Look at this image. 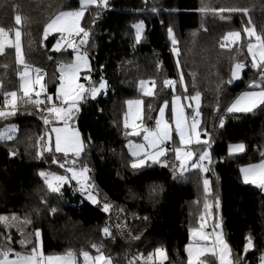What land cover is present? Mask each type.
Listing matches in <instances>:
<instances>
[{"label": "trees", "instance_id": "1", "mask_svg": "<svg viewBox=\"0 0 264 264\" xmlns=\"http://www.w3.org/2000/svg\"><path fill=\"white\" fill-rule=\"evenodd\" d=\"M205 5L211 10L202 11ZM79 6V0H0V28L21 29L26 64L46 73L49 92L59 82L61 52L53 48L56 39L45 37L44 27L57 13ZM17 15L20 25L15 22ZM140 22L144 29L137 43L133 25ZM82 25L90 29L88 43L80 44L82 37L77 36L75 49L87 53L88 82L98 85L103 77L107 84L95 99L89 96L81 103L74 120L85 145L78 161L89 169L88 183L97 202L84 200L73 181L60 194L48 191L39 173L59 169L44 151L46 125L38 114L21 106L15 115L0 118V126L19 123L12 140H0V216L17 218L10 228L0 224V244L11 236L12 249L25 251L18 243L23 232L32 241L27 245L30 250L39 229L47 253L72 250L79 256L81 250L95 252L91 245L96 244L114 264H143L142 258L163 248L167 254L163 264H188L186 246L190 230L199 226L205 213L203 180L208 179L212 189L208 202L214 205L217 197L220 201L210 218L222 223L231 258L259 264L264 253V193L245 184L240 170L264 158V106L251 113L227 109L241 91L253 88L254 81L261 83L248 52V44L255 41L245 29L264 36V0H108L107 8L86 11ZM230 32H239L240 38L226 40ZM236 63L245 67L241 81L233 85L231 69ZM18 69L14 49L0 54V108L5 92L19 86ZM181 75L187 88L184 94H201L199 119L202 136L209 137V171L188 168L181 175L180 164L169 157L164 160L167 166L157 163L133 169L135 158L125 145L129 133L118 122L127 100L143 98L144 123L152 125L160 105L173 95L164 81H174L183 92ZM141 81L154 83L151 96L141 93ZM234 142L243 143L245 150L229 154L228 146ZM194 149L198 156L203 151L201 145ZM38 151L43 155L37 156ZM105 227L111 232L108 237L102 231ZM248 236L254 248L245 253ZM201 260L216 264L215 258Z\"/></svg>", "mask_w": 264, "mask_h": 264}, {"label": "snow or ice", "instance_id": "2", "mask_svg": "<svg viewBox=\"0 0 264 264\" xmlns=\"http://www.w3.org/2000/svg\"><path fill=\"white\" fill-rule=\"evenodd\" d=\"M79 8L73 11H61L54 18H52L44 27L45 36L51 32L60 33H75L77 36H81L80 44L86 45L88 43V38L90 36V29H86L81 26V20L85 16V12L92 7L96 8H107L108 0H79ZM209 7L205 5L202 11H209ZM244 11L246 9H230L229 11ZM219 11H224L220 9ZM99 15V13H97ZM15 22L17 25L21 24V16L17 15L15 17ZM95 23V20H93ZM135 29V41L140 42L142 38V33L144 29L143 22L133 25ZM248 37L253 38L255 43L248 44V52L252 56V67L257 69L260 73L261 83H252L251 87L258 88V91L245 92L239 96L232 105L227 109L229 113H251L255 109L264 106V36L256 34L253 29H245ZM168 35L172 40V44L175 46L177 40L173 36L172 29H168ZM240 38L239 32H230L225 37L226 40H231L235 42ZM21 31L17 29L15 31V40L12 41L5 30L0 28V53L5 51L6 44L9 47H14L16 50L17 63L24 64L23 58L21 56ZM60 42L54 46L56 51H60ZM223 47V45H222ZM77 52L75 60L66 65H61L58 69L59 71V84L56 87L55 97L53 95L45 94L44 98L41 99L42 93H46L45 86L41 83L43 80V75L40 69H35V78L31 75V70L27 64H24L23 72L18 73L20 79L19 92L22 93L18 96L17 91L5 92L4 94V106L0 108V118H7L9 116L15 115L17 111V106L19 102L33 105L37 110L45 112L47 115L43 116V122L45 125L50 124L53 120L56 122H62L63 127H53L51 129L52 133L55 134V151L58 153H64L67 157L71 153L74 157L79 158L81 154L85 151L84 141L80 137V133L69 127V121L72 120L74 114L79 111L80 101L86 99L87 96H91L95 99L96 95L105 89L107 84L106 81L101 77L98 85L89 81L88 87L85 88L84 84L78 83L79 72L82 68H90L88 62L87 53L84 52L80 54L78 49H74ZM173 51L176 52L177 49L174 47ZM179 66V65H178ZM245 66L241 63H236L231 69V75L236 78ZM87 79V77H86ZM183 75H181L180 83L183 85ZM147 84L146 81H141L140 86L144 89V94L151 96L152 87L145 88ZM37 86L40 90L37 91ZM165 87H175V82L172 80L164 81ZM187 88L185 87V92ZM181 99L179 96L173 97L172 102V119L175 124V133L179 137L180 145L185 148L184 151L181 147L175 148V158L180 164V173L187 170L189 162L191 161L190 167L193 169H199L200 172H207L209 168L203 164L204 161L211 163V155L208 151L210 147L209 140L201 141V132L199 130L201 120L199 119L200 107H201V94L196 92L192 96H184L185 100H188V108L192 109L191 120L186 116L184 111V106L177 104ZM55 101H59V104ZM47 105L46 107H42ZM167 101H165V106ZM151 106H149L150 108ZM160 115L156 119V126L154 129L143 128V138L146 143L143 144H132L129 142L128 148L131 155L135 158L131 164L133 169H139L144 167L149 161L153 164L163 163L167 166L166 161H161V157L167 154V149L164 147L165 143L172 140V127L164 119L165 107L162 106L159 109ZM141 116V101H128V113H126L124 127L125 129L132 128L133 131L130 134L140 135L141 133L136 131L137 124L136 121L140 119ZM223 119L220 120V126H223ZM15 126H9L7 129L0 131V140H12L13 133H15ZM205 135H208L205 132ZM51 137H49V141ZM39 143V142H38ZM193 143L201 145L203 151L198 156V160L193 161V156L195 153L188 150V146ZM245 146L243 144H237L229 147V153L243 152ZM44 151H51L50 147L44 148ZM13 155L15 153H12ZM43 153L41 151L37 152V156H41ZM53 163H57L53 159ZM68 161L66 160L64 164H60L61 168L65 167ZM76 159L71 161V166L66 168V172L71 173L68 175H57L56 173L50 172H40L39 175L42 177L44 184L50 193L60 194L61 188L65 184H69L71 181H76L79 185L82 194L87 193L88 199L92 203H96V197L92 194V185L88 183L89 169L87 165H83L80 168H76ZM241 173L243 175V180L245 184H253L261 189H264V160H262L257 165H250L246 168H241ZM203 190L205 194L204 209L205 213L201 216V220H204V215L211 216L212 209L215 207L219 209L220 201L217 197L215 199V204L208 202V198L212 195V189L210 187V181L208 179L203 180ZM110 205L107 203L104 205V211L109 210ZM54 211V210H53ZM147 219V218H145ZM17 220L15 216L11 219L6 216H0V224L5 225V227L13 226L14 222ZM24 223H31L30 220H25ZM204 227L203 222L201 223V230H190V235L197 237L198 240L208 241L209 235L202 231ZM215 228H220V224L217 223ZM20 231V229H17ZM103 234L105 237L111 235L108 227L103 228ZM24 237L19 240L18 243L22 248L26 250L23 252H15L11 245V236L6 238L5 244H0V264H79L77 259V254L72 250H68L63 254L58 255H45L42 251L40 245V230H35L36 243L27 250V245L31 244L32 241L27 238V236L21 232ZM91 247L97 253L95 256L91 255L89 251L81 250L79 256L83 259V264H113L111 257L106 256L101 246L96 244L91 245ZM254 248V242L251 236L246 237V243L244 245V252L247 253L250 249ZM186 252L188 256V264H203L201 257L206 253H211L213 256H217L219 259V264H245L242 258H237L233 260L231 258V249L227 242L224 240L223 236L219 233L215 235V239L212 241V247H186ZM143 264H163L167 259L166 250L163 248H156L153 253H150L147 258H142ZM129 264H134V261H129ZM259 264H264V253H261L259 257Z\"/></svg>", "mask_w": 264, "mask_h": 264}, {"label": "rangeland", "instance_id": "3", "mask_svg": "<svg viewBox=\"0 0 264 264\" xmlns=\"http://www.w3.org/2000/svg\"><path fill=\"white\" fill-rule=\"evenodd\" d=\"M77 10V9H76ZM64 11H73V10H64ZM58 14V13H57ZM56 14V15H57ZM86 14V12H85ZM56 15H54L52 18H54ZM82 21H83V18L81 20V26L83 27L82 25ZM19 29L21 31V29L19 27L17 28H14L12 31H7L5 30V32L7 33L8 37L14 41L15 40V31ZM45 35V33H44ZM47 39H56L55 40V43L53 45V48L55 49L54 46L57 45V42L59 41L60 42V51H58L60 53V56L58 58V69L61 65H66V64H70L72 63L75 58H76V55H77V52L74 50L75 49V43H76V37L77 35L75 33H72V34H69L67 32L65 33H60V32H51L50 34H48L47 36H45ZM20 44H21V56L23 58V61H24V64H26V61H25V57H24V52H23V41H22V32H21V40H20ZM10 48L7 44L5 46V50ZM12 49H14L15 51V57H16V50L14 47H11ZM78 49V48H77ZM69 51H72L71 53ZM80 54H83L84 52L80 51ZM1 54V53H0ZM89 62V60H88ZM16 63H17V59H16ZM18 66H20V70L18 69V73L20 72H23L24 70V64H20V63H17ZM31 70V75L33 78H35V67H32L30 66L29 64H27ZM89 65H90V62H89ZM90 70V68H82L81 71L79 72V80H78V83H81V84H84L85 85V88L88 87V80H89V74L87 73L88 71ZM41 74L43 75V80L41 81V83L45 86V89H46V93H42L41 95V99L44 98L45 94L47 95H53L55 97V91L53 92H49V90L47 89V76H46V73L42 72L41 71ZM19 77V75H18ZM87 77V79H86ZM59 80V79H58ZM147 82V81H146ZM59 82L56 83V87L58 86ZM19 85H20V79H19ZM176 85V83H175ZM0 86H1V81H0ZM147 87H152V84H150L149 82H147V84L145 85V88ZM154 88L155 87H152V93L154 92ZM181 88L183 89V92L180 91V89H177V87L175 86L173 88V95L171 96V98L169 100H166L167 101V105L165 106V101L160 105V107L164 106L165 107V113H164V119L171 125L172 127V140L168 141L165 143L164 147L167 149V154L163 157H161V161H164L166 159V157H169L170 160H176L175 158V148L176 147H181V150L184 151V147L180 145V142H179V137L176 135L175 133V124H174V121L172 119V102H173V97L174 96H179L181 97V99L177 102L178 106L179 105H183L184 106V111H185V114L186 116L189 118V121L191 120V116L193 114V112L191 111V115L189 114V110L191 108H188V103L189 101L188 100H185L184 99V96H186L187 94H184L185 92V89H184V85L181 84ZM37 91L40 90L39 86H37ZM105 89H102L97 95H99L101 92H103ZM259 89L258 88H248V89H245L243 91H241L237 96L236 98L230 103V106L232 105V103L239 97L241 96L243 93L245 92H250V91H258ZM12 91H17L18 93V96H21L22 93L19 92V86L18 87H15L13 88L10 92ZM140 91L142 94H144V89L141 88L140 86ZM145 95V94H144ZM90 96V95H89ZM87 96L86 99L89 97ZM187 96H191V95H187ZM84 99V100H86ZM80 101L79 103V109H80V105L81 103L84 101ZM141 101V116H140V119L136 121V124H137V129L136 131L140 132L141 134L140 135H133V134H130L132 133L133 129L132 128H128V129H125L124 127V121H125V116H126V113H128V101ZM56 103L59 104V101H55ZM24 107V109H26L25 112L27 113H35V114H38L41 118L45 115H47L45 112H42V111H39L37 110L33 105L31 104H26V103H23V102H19L18 103V106H17V111H18V108L19 107ZM47 105H43L42 107H46ZM229 106V107H230ZM160 107L158 108L157 112H156V117H155V121L156 122V119L159 117L160 115V112H159V109ZM16 111V112H17ZM35 111V112H34ZM79 111H77L72 120L69 121V127L75 131H78L80 133V137L82 139V135H81V132L79 130V128L76 126L75 124V118L76 116L78 115ZM43 120V119H42ZM119 122V125L121 126L122 129H125L123 130L124 132L126 133H129L128 135V138L126 139V142H125V145L127 146L128 148V145H129V142H131L132 144H143V143H146V141H144V138H143V132H142V129L147 127V128H150L152 129V125L150 124L149 126L145 125L144 123V100L143 98L141 97H138V98H133V99H129L127 100L126 102V108H125V113L123 114L122 118L118 121ZM9 126H15L16 128V131L15 133L18 132V128H19V123H15V124H12V122L10 123H6V124H3L0 126V131H3L5 129H7ZM53 127H63V124L62 122H56V121H52L50 124L46 125L45 126V137H44V147H50L51 148V151H45L46 152V155L50 156L51 157V162H53V159H55L57 161V163H55V167L57 169H59V171H55V170H52L51 168H45L43 170V172H50V173H56L57 175H68L70 176L71 173H68L66 172V168L71 166V161L73 159H76L77 160V163L75 165L76 168H80L82 167L80 164H79V161H78V158L74 157L71 153L68 154V156L66 157L64 155V153H58L55 151V134L52 133L51 129ZM200 132H201V124H200V128H199ZM13 133V136L14 134ZM49 137H51V140L49 141ZM201 141H204V140H209V137L205 138L202 136V132H201ZM83 140V139H82ZM237 144H243V143H239V142H234V143H231L229 146H228V153H229V147L230 146H233V145H237ZM244 145V144H243ZM195 146H198V144H195L193 143L192 145L188 146V147H193L191 148L190 150L193 151L195 153V155L193 156V161H196V151L194 149ZM245 146V145H244ZM245 150V148H244ZM128 152L130 153L129 151V148H128ZM238 153H241V152H235V153H231V154H238ZM230 154V153H229ZM131 155V153H130ZM132 156V155H131ZM133 157V156H132ZM68 161L67 164H65V167L64 168H61L59 165L60 164H64L65 161ZM262 160H264V158H262L261 160L259 161H256V162H251V163H247L245 165H243L241 168H246L250 165H257L259 164ZM177 161V160H176ZM179 163V161H177ZM207 164L203 163L205 166L208 167L209 163L208 161H206ZM212 162V161H211ZM147 164H153L151 163L150 161L147 163ZM190 164H191V161L189 162V165L187 167L188 168H191L190 167ZM209 168V167H208ZM206 173V172H203V174ZM242 174V173H241ZM242 178H243V175H242ZM72 182V181H71ZM70 182V184H71ZM74 183H76V181H73ZM77 185V183H76ZM78 186V189L80 190L79 188V185ZM91 192L92 194L95 196L94 192L92 191L91 189ZM82 194V193H81ZM83 197H84V200H87V201H91L88 199V196H87V193L85 192L84 194H82ZM96 197V196H95ZM92 202V201H91ZM203 215V214H202ZM201 217V215H200ZM204 218H206V215H204ZM219 223L220 224V228H215V225ZM193 229H196V230H201V224L199 223V226L193 228ZM192 229V230H193ZM203 231V230H202ZM204 232V231H203ZM205 233V232H204ZM219 233L223 236L224 240L227 242V244L229 245L226 237H225V234H224V230H223V227H222V223L220 222V220H217L213 223V236L212 235H209V239L208 241H203V240H198L197 237L191 235V239H190V242L187 244L186 247L188 246H192V247H208V248H211L212 247V241L215 239V235ZM207 234V233H206ZM40 245H41V248H42V251L44 252L45 255H58L57 253H47L45 252L44 248H43V244H42V239H41V236H40ZM230 247V245H229ZM91 255L95 256L97 253L96 252H92V251H89ZM187 254V252H186ZM106 255V254H105ZM107 256V255H106ZM211 257V258H215L216 260V264H219V259L217 256H213L211 255V253H206L204 256L202 257ZM201 257V258H202ZM77 259L79 261V264H83V259L82 257L78 256L77 255ZM187 261H188V256H187ZM114 264V263H113Z\"/></svg>", "mask_w": 264, "mask_h": 264}, {"label": "built area", "instance_id": "4", "mask_svg": "<svg viewBox=\"0 0 264 264\" xmlns=\"http://www.w3.org/2000/svg\"><path fill=\"white\" fill-rule=\"evenodd\" d=\"M52 57H53V56H52ZM176 82H178V81H176ZM155 126H156V122L153 123V125H152V129H154ZM191 148H193V147H188V150H190ZM184 150H185V148H184ZM196 160H198V155H196ZM206 164H207V162H206ZM201 216H202V215H201ZM202 222H203V224H204V227H203L202 230H203L205 233L210 234V235L213 236V222H212L210 216H207V215H206V218H204L203 221L201 220V217H199V223L201 224Z\"/></svg>", "mask_w": 264, "mask_h": 264}, {"label": "water", "instance_id": "5", "mask_svg": "<svg viewBox=\"0 0 264 264\" xmlns=\"http://www.w3.org/2000/svg\"><path fill=\"white\" fill-rule=\"evenodd\" d=\"M243 72H244V69H242V71L239 73V75L236 77V78H233V85H236L237 83H239L243 77ZM162 165H164L163 163H161ZM89 173V172H88ZM262 192L264 193V189H262Z\"/></svg>", "mask_w": 264, "mask_h": 264}, {"label": "crops", "instance_id": "6", "mask_svg": "<svg viewBox=\"0 0 264 264\" xmlns=\"http://www.w3.org/2000/svg\"><path fill=\"white\" fill-rule=\"evenodd\" d=\"M202 258H203V257H202ZM202 258H201V259H202ZM210 261H211V260H210Z\"/></svg>", "mask_w": 264, "mask_h": 264}]
</instances>
